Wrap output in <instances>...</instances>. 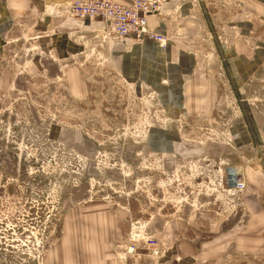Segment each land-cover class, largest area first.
Masks as SVG:
<instances>
[{
  "label": "rangeland",
  "instance_id": "374dc122",
  "mask_svg": "<svg viewBox=\"0 0 264 264\" xmlns=\"http://www.w3.org/2000/svg\"><path fill=\"white\" fill-rule=\"evenodd\" d=\"M150 1L159 4L151 17L160 16L164 1ZM68 3L49 4L38 14L41 21L50 17L46 29H38L35 17L12 14V24L2 32L0 264L103 260L97 259V241L81 240L93 234L76 221L78 212L101 203L130 216L122 239L111 244L116 262L134 245L144 251L143 240L132 239V224H145L147 231L158 215L182 221L183 229L159 242L165 250L184 247L189 264H264V208L261 225L254 229L228 227L224 220L236 213L240 195L226 192L220 153L222 144L231 147L226 129H221L226 114L218 113L213 127L184 130L183 120L175 121L183 143L198 150L194 156L147 149L150 130L170 122L156 91L124 80L106 49L115 37L103 24L89 25L72 15ZM171 13L174 21L178 10ZM68 20L67 30H61ZM56 36L65 37V48L61 41L54 45ZM216 82L233 116L237 99L231 81L217 77ZM231 233L240 239L226 241ZM183 243L192 245L188 249ZM182 260L174 255L169 264Z\"/></svg>",
  "mask_w": 264,
  "mask_h": 264
},
{
  "label": "crops",
  "instance_id": "0c3cea01",
  "mask_svg": "<svg viewBox=\"0 0 264 264\" xmlns=\"http://www.w3.org/2000/svg\"><path fill=\"white\" fill-rule=\"evenodd\" d=\"M59 1L0 0V45L12 24V14L35 17L40 23L38 29H46L51 26L50 17L46 15L41 21L38 14ZM115 1L128 3V0ZM174 9L179 16L173 21L170 15ZM161 13L149 17V27L166 35L178 29L165 47L148 38L137 42L130 36L111 38L106 47L110 63L120 76L136 86L145 84L155 90L164 113L170 117L165 126L150 130L146 147L156 153L194 156L198 150L183 143L181 129L175 121L183 120L184 130L201 128L202 124L213 127L217 123L216 115L226 114L222 116L226 124L221 129H226L231 147L220 146L221 161H224L226 176L229 170L233 175L242 174L246 186L236 197V213L224 220L228 227L245 224L254 229L261 225L260 211L264 208V0H164ZM85 21L93 26L102 24L99 19ZM65 23L61 30H67L70 22ZM55 40V46L61 41V48H65L64 36H56ZM208 55H213L211 61H206ZM217 77H227L234 88L237 111L233 116L222 98ZM95 206L76 215L77 223L82 222L86 233L93 234L92 238L81 240L90 239L100 245L97 259L103 260L91 264H115L111 244L122 239L130 216L108 204ZM184 216L193 221L191 215ZM161 217L157 215L147 230L158 241L169 240L184 227L179 219ZM241 231L244 229L238 230ZM238 239V236L237 239L227 236L226 241ZM183 245L189 249L192 244ZM186 252L184 247L172 246L165 250L159 263L169 264L176 255L183 258L180 264H189ZM147 259L143 261H150Z\"/></svg>",
  "mask_w": 264,
  "mask_h": 264
},
{
  "label": "built area",
  "instance_id": "2783aa9c",
  "mask_svg": "<svg viewBox=\"0 0 264 264\" xmlns=\"http://www.w3.org/2000/svg\"><path fill=\"white\" fill-rule=\"evenodd\" d=\"M154 4L150 0H130L127 4L113 0H69L68 9L72 15H78L84 19L91 21L99 19L106 31L117 39L130 36L135 41L140 42L148 38L163 48L166 46L169 36L154 31L148 25L149 17L159 8L158 3ZM230 173L229 170L226 177V192L229 190L236 194L243 192L246 183L242 174L230 178ZM131 230H133L132 239L143 240L144 251H140L139 247L135 245L127 248L124 253L118 255L115 264H160L159 259L164 254L165 249L157 239L149 235L145 229V224L139 226V223L135 222L132 224ZM141 256L149 257L150 261H143Z\"/></svg>",
  "mask_w": 264,
  "mask_h": 264
},
{
  "label": "bare ground",
  "instance_id": "6f19581e",
  "mask_svg": "<svg viewBox=\"0 0 264 264\" xmlns=\"http://www.w3.org/2000/svg\"><path fill=\"white\" fill-rule=\"evenodd\" d=\"M234 176H236V175H233L232 173H230V175H229L230 178H231V177L234 178ZM229 180H230V179H229ZM139 226H140V224H139Z\"/></svg>",
  "mask_w": 264,
  "mask_h": 264
}]
</instances>
